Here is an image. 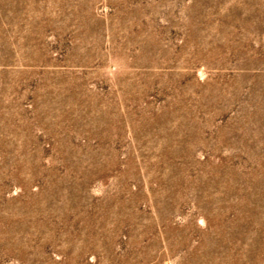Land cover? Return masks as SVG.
I'll return each instance as SVG.
<instances>
[{
	"label": "rangeland",
	"instance_id": "374dc122",
	"mask_svg": "<svg viewBox=\"0 0 264 264\" xmlns=\"http://www.w3.org/2000/svg\"><path fill=\"white\" fill-rule=\"evenodd\" d=\"M0 264H264V0H0Z\"/></svg>",
	"mask_w": 264,
	"mask_h": 264
}]
</instances>
